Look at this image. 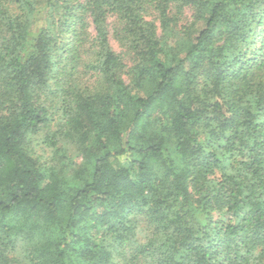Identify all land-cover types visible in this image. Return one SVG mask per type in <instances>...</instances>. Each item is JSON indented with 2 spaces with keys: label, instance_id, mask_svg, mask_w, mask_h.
Segmentation results:
<instances>
[{
  "label": "trees",
  "instance_id": "1",
  "mask_svg": "<svg viewBox=\"0 0 264 264\" xmlns=\"http://www.w3.org/2000/svg\"><path fill=\"white\" fill-rule=\"evenodd\" d=\"M0 264H264V0H0Z\"/></svg>",
  "mask_w": 264,
  "mask_h": 264
},
{
  "label": "rangeland",
  "instance_id": "2",
  "mask_svg": "<svg viewBox=\"0 0 264 264\" xmlns=\"http://www.w3.org/2000/svg\"><path fill=\"white\" fill-rule=\"evenodd\" d=\"M192 9L189 7H186L182 13L181 21L177 23L176 25L170 24L167 26L163 31H158L159 34V40L160 42L167 48V49H182L185 44L183 41V38L181 36V29L182 27L188 23L192 19ZM110 27L115 24V20L111 17L110 20ZM89 32L93 34V29L88 28ZM110 44L112 46V49L118 53H121L124 63L127 66L128 69H133L137 65V59L134 57L133 53L127 52L126 49L120 45V43L112 36V32L110 29ZM126 83H130V77L125 76ZM132 85V91L137 92L139 94H146L153 86V83L151 82V79L148 78L146 80H138L132 81L130 83ZM58 114L54 115V121L51 122L49 126V130L53 131L56 127V124L58 123ZM44 132L40 133L36 137H34V146L37 152L40 154H48V150L44 148L43 144L41 143V140L44 136ZM167 147L172 148L171 141L168 143ZM144 234L145 230L143 228L138 229L137 231L132 234L131 239L134 242H142L144 240Z\"/></svg>",
  "mask_w": 264,
  "mask_h": 264
}]
</instances>
